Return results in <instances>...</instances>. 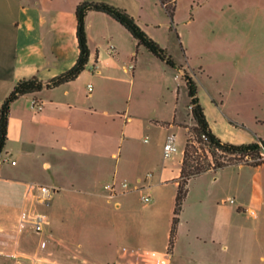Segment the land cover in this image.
I'll return each instance as SVG.
<instances>
[{
    "label": "crops",
    "instance_id": "1",
    "mask_svg": "<svg viewBox=\"0 0 264 264\" xmlns=\"http://www.w3.org/2000/svg\"><path fill=\"white\" fill-rule=\"evenodd\" d=\"M86 1L129 10L159 41L155 28L132 10L133 0H0V109L19 80L47 82L75 65L76 8ZM254 8L264 11V0ZM86 28V70L11 106L0 158V264H264V251L234 248L233 237L241 236L232 232L223 208L217 217L222 233L216 235V179L226 168L190 180L178 237L168 251L184 151L197 125L185 71L198 83L213 132L226 141L210 113L234 123L223 96L215 91L211 102L204 101L206 72L193 63L191 51L182 43L183 50L172 54L173 68L143 47L137 53V40L105 13L90 11ZM262 69L252 93L264 89V63ZM249 90L239 86L236 92ZM35 101L43 104L41 111ZM169 137L178 151L166 159ZM42 187L52 191L46 202L39 200ZM190 202L195 217L186 215ZM233 210L247 212L243 204ZM183 237L186 249L179 247Z\"/></svg>",
    "mask_w": 264,
    "mask_h": 264
},
{
    "label": "rangeland",
    "instance_id": "2",
    "mask_svg": "<svg viewBox=\"0 0 264 264\" xmlns=\"http://www.w3.org/2000/svg\"><path fill=\"white\" fill-rule=\"evenodd\" d=\"M258 1L177 0L174 25L181 41L175 30L171 29V19L159 0H133L131 4L141 22L155 28H152V32L159 41L151 37L171 54L180 51V42L191 51L193 63L202 66L206 72L202 87L204 101L206 104L211 102L215 91L223 96L224 112L234 123L223 122L220 112L210 114L215 118L217 116L218 129L226 141L238 144L264 139V89L259 87L253 93L249 90L252 86H255L253 90L258 86L256 76L260 77L264 63V11L254 8ZM170 6L174 7V3L170 2ZM137 83L140 85V80ZM239 86L249 90V95H239L236 92ZM146 88L148 91L151 88L150 78L146 80ZM181 100L184 101V97ZM192 130L190 137L196 139ZM196 146L198 154L202 156V164L209 161L213 165L216 163L204 143H196ZM207 156L209 160L206 161ZM220 160L236 162L233 156L222 155ZM219 176L216 179V235L222 233L217 217L223 208L232 232L235 230L241 236L237 240L233 237L234 248L264 251V166L251 168L234 165L221 171ZM231 199L235 200L234 204L230 203ZM238 204H243L247 212L240 211L238 214L234 211ZM250 208L256 210L258 215H251ZM196 212L195 204L190 202L186 215L195 217ZM179 247L187 248L185 237L181 238ZM216 249H219L217 244Z\"/></svg>",
    "mask_w": 264,
    "mask_h": 264
},
{
    "label": "trees",
    "instance_id": "3",
    "mask_svg": "<svg viewBox=\"0 0 264 264\" xmlns=\"http://www.w3.org/2000/svg\"><path fill=\"white\" fill-rule=\"evenodd\" d=\"M159 1L171 19V29L175 30L178 40L181 41L174 25L177 0ZM170 2L174 3V7L170 6ZM90 11L105 13L124 26L138 42L137 53L140 48L143 47L154 56L165 62L168 66L173 68L177 67V63L168 49L164 48L160 43L153 39L139 25L136 18L127 9L106 2L86 1L80 3L76 8L79 56L75 65L66 72L59 74L47 82H44L37 76L24 78L17 82L12 92L4 100L0 109V158L8 142V130L12 104L25 95L34 94L44 89H53L72 82L76 80L84 70H86L90 60V47L88 43L86 18ZM180 45L183 50L182 42H180ZM183 79L185 80L188 88L190 111L197 124L192 130L196 135V139L189 136L184 151L183 168L181 176L178 179V191L170 232L169 253L172 252L178 237V227L184 203L189 193V182L191 179L210 170L217 172L233 165L244 164L252 167H259L264 164V139L258 138L256 141L251 143L239 144L222 140L213 132L210 126L205 108L199 96V86L196 79L187 71L184 72ZM189 131H191V129ZM203 135L208 137L207 142L203 141ZM196 143H204L208 147L212 157L216 160L214 165L210 161L202 164V156L198 154V147L196 146ZM222 155L233 156L235 157L236 162H223L220 160V156ZM205 160H209V157H205Z\"/></svg>",
    "mask_w": 264,
    "mask_h": 264
},
{
    "label": "built area",
    "instance_id": "4",
    "mask_svg": "<svg viewBox=\"0 0 264 264\" xmlns=\"http://www.w3.org/2000/svg\"><path fill=\"white\" fill-rule=\"evenodd\" d=\"M111 51V50H110ZM34 108L37 111H41L43 108V104L35 101L34 102ZM202 139L204 142L208 141V137H206L205 135L202 136ZM178 151V145L175 142V138L174 137H169L167 139V141L164 144V148H163V153H164V157L170 158L172 157L173 154H175ZM106 188H110L111 190H113V188L106 186ZM52 195V191L48 188V187H42L40 189V196H39V200L42 202H46L50 199ZM143 199L145 201H150V196H144Z\"/></svg>",
    "mask_w": 264,
    "mask_h": 264
}]
</instances>
